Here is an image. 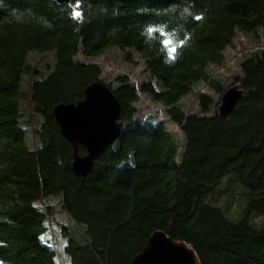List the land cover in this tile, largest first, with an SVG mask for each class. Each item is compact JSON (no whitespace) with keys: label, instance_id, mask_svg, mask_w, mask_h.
<instances>
[{"label":"trees","instance_id":"obj_1","mask_svg":"<svg viewBox=\"0 0 264 264\" xmlns=\"http://www.w3.org/2000/svg\"><path fill=\"white\" fill-rule=\"evenodd\" d=\"M262 32L264 0H3L0 264H131L158 231L191 245L201 264H264V228L250 224L264 216V44L240 65L243 97L227 119L199 90L224 96L227 51ZM111 49L129 63L138 56L148 78L103 82L90 61ZM34 53L43 57L32 64ZM95 82L118 99L122 134L83 179L53 111L82 102ZM191 95L198 113L185 108ZM144 97L180 135L154 117L135 121ZM228 176L241 195H217ZM229 194L249 200L239 223L219 208Z\"/></svg>","mask_w":264,"mask_h":264},{"label":"water","instance_id":"obj_2","mask_svg":"<svg viewBox=\"0 0 264 264\" xmlns=\"http://www.w3.org/2000/svg\"><path fill=\"white\" fill-rule=\"evenodd\" d=\"M62 6L84 0H49ZM98 2L101 0H89ZM243 93L232 87L222 98L219 113L227 119L236 109ZM61 135L73 149V172L83 179L90 176L96 161L120 138L121 105L113 91L102 82L91 84L78 104H61L53 111ZM79 147L87 154L81 156ZM131 264H201L193 247L174 241L165 232H155L145 249Z\"/></svg>","mask_w":264,"mask_h":264},{"label":"rangeland","instance_id":"obj_3","mask_svg":"<svg viewBox=\"0 0 264 264\" xmlns=\"http://www.w3.org/2000/svg\"><path fill=\"white\" fill-rule=\"evenodd\" d=\"M262 44H264V32L261 33L259 42L255 41L252 38V36L243 35L236 40L235 46L237 47V50H234V48H230L229 51H227V56L229 61V65L227 66L228 68L225 69L227 71L223 72V69L218 71V73H222L224 75V77H222L223 79L222 83L226 90L232 87L235 88L239 87V85L234 83V78L236 76L241 75L240 65L243 62V59L248 58L252 53H254V51H256L259 47H261ZM125 56L126 53H123L118 49H111L106 51L103 55L99 56L98 58L91 60L90 62L99 65L103 69V76H102L103 82H105L107 85H112L114 88L117 87L115 83L116 78L120 75L130 74L131 76L140 77L143 81L146 80L148 76L145 74V68L143 67L142 62L140 61L138 56H135L134 64L127 62ZM42 57H43L42 55L34 53L30 56L29 61L32 64H34ZM77 60L81 62L86 61V59L82 56H78ZM199 90H201L204 93L210 94L216 100V102H218V105L214 109L215 112H218L220 109L223 96L218 95L214 91L204 86H199ZM193 100L194 98L192 97V95L189 96L186 99L185 108L186 110L192 111L193 113H198L199 112V108L197 106L198 103H194ZM137 107H138V113L135 117V121L148 122V119L150 117H154L157 122L166 123L167 127L172 132L178 135L181 134L177 126L171 124L170 121L166 117H164L163 108L156 105L151 100L144 97L142 98V101L137 105ZM232 180H233V176L226 177L221 182L222 184L216 189L217 195L225 191H234L237 194L241 195L245 191L244 188H242L241 186L239 185L236 186ZM227 197L228 198L225 197L224 199L226 202L223 203L224 202L223 201L222 202L223 204L219 205V208L223 210V212L228 216V218L232 222L234 223L241 222L245 217L249 200L242 196L234 197L233 194H229ZM232 198L235 199L234 210H233L234 218H231V216L229 215L230 212L228 210ZM47 200L50 205H58L59 203V198L56 197H54L53 199L51 197L48 198ZM58 220L59 222L67 226H72L74 228L73 223L69 221L67 215L61 209H59L58 211ZM250 224L257 229H263L264 216L252 219L250 221ZM55 231L57 232L58 230L56 229ZM57 241H58V247L60 246V244L62 245V241L60 239H58Z\"/></svg>","mask_w":264,"mask_h":264},{"label":"clouds","instance_id":"obj_4","mask_svg":"<svg viewBox=\"0 0 264 264\" xmlns=\"http://www.w3.org/2000/svg\"><path fill=\"white\" fill-rule=\"evenodd\" d=\"M0 7H3V0H0ZM12 12L15 15V13L17 12V10L13 9ZM16 18L19 19V16H16Z\"/></svg>","mask_w":264,"mask_h":264}]
</instances>
